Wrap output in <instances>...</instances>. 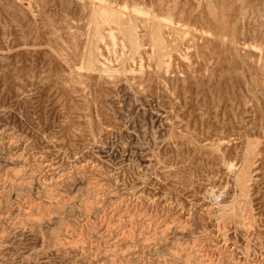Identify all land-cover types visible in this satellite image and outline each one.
Here are the masks:
<instances>
[{"label":"rangeland","instance_id":"1","mask_svg":"<svg viewBox=\"0 0 264 264\" xmlns=\"http://www.w3.org/2000/svg\"><path fill=\"white\" fill-rule=\"evenodd\" d=\"M191 262L264 264V0H0V264Z\"/></svg>","mask_w":264,"mask_h":264},{"label":"bare ground","instance_id":"2","mask_svg":"<svg viewBox=\"0 0 264 264\" xmlns=\"http://www.w3.org/2000/svg\"><path fill=\"white\" fill-rule=\"evenodd\" d=\"M100 1V0H99ZM95 2V1H94ZM131 5V4H130ZM99 8L101 10H96V14L99 17V20L101 23L105 25H111L115 24L119 31L121 32V37L123 38L124 42H127L131 49V43L129 39L127 38L129 35V32H132L134 34L138 35V44L141 45L140 37H139V31L138 26L135 22L136 19L145 21L149 25V31H150V25L153 22L154 13H151L150 11L146 10L142 6L139 5H133L129 6L127 4L119 5L118 8H106L104 5H101ZM125 16V18H123ZM141 21V22H142ZM139 22V21H138ZM162 22H165L167 25L169 23L168 16H160L159 20V27H161ZM140 24V23H139ZM144 26V25H142ZM91 31H89V34ZM99 31H96V35H99ZM91 35V34H90ZM92 36V35H91ZM109 37L115 44L117 41V35L115 32L109 31ZM150 40V36H149ZM121 41V39H120ZM104 42V41H103ZM118 42V41H117ZM123 42V41H122ZM101 43V42H100ZM107 44V43H106ZM91 45V44H90ZM124 45V44H123ZM143 45V44H142ZM106 46V45H105ZM126 46V45H124ZM126 48V47H125ZM108 50V49H107ZM129 50V48H128ZM100 51V50H98ZM100 53V52H99ZM125 53V52H124ZM123 54V53H122ZM99 55V54H98ZM117 55V54H116ZM125 55V54H124ZM99 58V57H98ZM122 58V57H121ZM99 60V59H98ZM88 61V60H87ZM97 65V64H96ZM83 67V66H82ZM55 199V198H54ZM26 201V200H25ZM61 201V200H60ZM64 205V204H63ZM62 206V205H61ZM55 208V207H54ZM45 212V211H44ZM106 230V229H105ZM223 247V246H222ZM219 249V248H218ZM221 249V248H220ZM172 255V254H171ZM227 256H224V258ZM223 260V259H222ZM261 262V260H260ZM209 263V262H208ZM192 264V262H191ZM254 264V263H253ZM257 264V263H256Z\"/></svg>","mask_w":264,"mask_h":264}]
</instances>
